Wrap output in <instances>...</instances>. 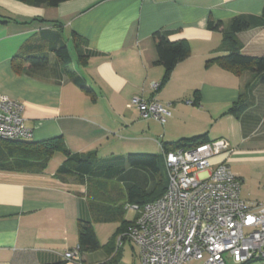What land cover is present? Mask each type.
<instances>
[{
	"label": "crops",
	"instance_id": "1",
	"mask_svg": "<svg viewBox=\"0 0 264 264\" xmlns=\"http://www.w3.org/2000/svg\"><path fill=\"white\" fill-rule=\"evenodd\" d=\"M263 8L264 0H67L54 8L0 0V19L6 21L0 23V95L23 104L30 142L61 137L71 153L108 158L143 147L153 153L161 144L203 134L210 141L224 139L231 151L214 157L208 172L227 165L240 182V199L264 205V84H255L247 71L235 75L208 63L227 50L224 32L207 27L212 20L226 30L234 17H257ZM158 30L168 31L172 42L186 41L190 55L153 92L151 84H161L163 76L151 39ZM42 31L70 47L82 39L85 58L71 52L68 69L89 94L72 82L54 54L33 75L13 72V55ZM234 37L241 55L264 57V28ZM135 96L165 107L164 123L129 107ZM247 102L238 115L229 112ZM62 160L41 174L0 171V264L62 263L63 253L77 246L78 222H92L85 186L55 176ZM104 225L110 232L100 245L102 257L82 254L83 264L125 263V242L118 245L115 235L119 224H93L97 240Z\"/></svg>",
	"mask_w": 264,
	"mask_h": 264
},
{
	"label": "built area",
	"instance_id": "2",
	"mask_svg": "<svg viewBox=\"0 0 264 264\" xmlns=\"http://www.w3.org/2000/svg\"><path fill=\"white\" fill-rule=\"evenodd\" d=\"M159 85L150 88L157 91ZM142 118L164 123L168 111L155 99L133 97L128 105ZM23 104L0 95V142L24 141ZM231 151L224 139L163 155L167 172L164 194L133 212L118 245L129 242L138 250L139 264H236L264 260V205L239 197L240 182L227 165L208 172L212 159ZM205 173L202 177L200 174ZM63 264H83L78 246L65 251Z\"/></svg>",
	"mask_w": 264,
	"mask_h": 264
},
{
	"label": "trees",
	"instance_id": "3",
	"mask_svg": "<svg viewBox=\"0 0 264 264\" xmlns=\"http://www.w3.org/2000/svg\"><path fill=\"white\" fill-rule=\"evenodd\" d=\"M26 2L28 0H19ZM67 0H31L34 6L54 8ZM0 23L6 21L0 19ZM207 27L212 31H223V44L227 54L216 57L214 62L235 75L249 72L256 77L255 84H264V57L251 58L240 54V45L234 34L252 27L264 28V8L260 16L234 17L226 30L221 22L208 21ZM42 31L38 40L25 42L11 58V68L16 74L33 75L44 69L49 63L48 55L54 54L62 64L65 73L86 94L91 92L85 84L68 69L72 63V53L82 60V39H75L72 47L55 38L45 36ZM169 32L158 30L151 35L157 59L155 64L163 68L162 82L168 81L174 67L190 55V47L186 41L172 42ZM72 49V51H71ZM158 87V88H159ZM252 87V86H251ZM248 86L249 89H251ZM158 90V89H157ZM247 104H235L229 112L238 115ZM206 134L181 139L175 143L161 144V155L157 154H127L99 158L95 153H71L61 137L40 142L12 141L0 142V171L41 174L47 169L51 157L60 153L62 162L55 171L56 178L65 184L85 186V196L88 199L92 222L79 221L77 225V246L80 255L100 247L93 224L118 223L115 235L123 233L132 220L125 219L126 205L143 206L160 198L167 188V172L163 155L179 148H194L210 143ZM164 172H161L160 163ZM248 261L243 264H248ZM55 264H63L55 263Z\"/></svg>",
	"mask_w": 264,
	"mask_h": 264
},
{
	"label": "rangeland",
	"instance_id": "4",
	"mask_svg": "<svg viewBox=\"0 0 264 264\" xmlns=\"http://www.w3.org/2000/svg\"><path fill=\"white\" fill-rule=\"evenodd\" d=\"M68 46L70 47V43L67 42ZM79 70V68L77 69ZM142 151H133V153H127V154H161V150L159 147H157V151H153L152 153V150L154 149H150V147H143V149H141ZM126 154V153H124ZM126 154V155H127ZM125 156V155H123ZM62 158V155L60 153H55L51 159H50V162H49V167L50 169L52 167H54L56 165V162L58 161V159ZM102 158H106V157H102ZM48 167V168H49ZM160 169H161V172L163 173L164 172V166H163V163L161 162L160 163ZM205 173H202L199 175V177H202ZM126 217L127 219H132L133 217V212L130 211V210H126ZM105 230H103L102 228V231H97V236H98V241H99V245H102L103 242L106 241V238L109 234V226L107 225H104L103 226ZM123 250H124V254H125V263L124 264H139V258H138V252L137 250L131 245V243L129 242H125L124 244V247H123ZM102 248H98L96 250H93V251H90V252H87V253H83L84 257L87 259L88 257L90 258H100L102 257ZM226 263L227 264H236L234 263L231 259L229 258H226ZM188 264H200L199 261H191L189 262ZM248 264H264V260H255L251 263H248Z\"/></svg>",
	"mask_w": 264,
	"mask_h": 264
}]
</instances>
